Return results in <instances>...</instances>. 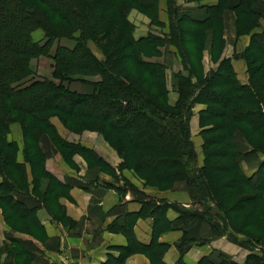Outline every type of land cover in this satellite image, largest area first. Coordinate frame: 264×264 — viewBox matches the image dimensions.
Wrapping results in <instances>:
<instances>
[{"label":"trees","instance_id":"16d2710c","mask_svg":"<svg viewBox=\"0 0 264 264\" xmlns=\"http://www.w3.org/2000/svg\"><path fill=\"white\" fill-rule=\"evenodd\" d=\"M217 2L192 8L179 6L176 0H0V205L9 225L15 228L25 218L24 228L33 225L21 195L28 189L36 191L44 177L55 180L44 167L49 155L43 141L71 167L73 157L79 155L89 167L113 172L94 150L62 137L51 121L55 118L70 134L101 135L121 159L119 170H132L143 182L142 189L133 185V200L141 206L133 214V223L155 216L159 233L169 228L164 212L173 209L182 223H205L213 234L243 249L247 245L227 233L228 228L236 231L232 219L241 220L242 228L261 230L259 235L264 237L258 222L264 220V159L250 176L241 166L246 156H264V32L253 31L264 13V0ZM160 3L165 12L160 11ZM132 9L160 32L137 37L128 19ZM225 11L235 13L238 34L250 35L242 54L246 85L238 82L228 59L207 75L201 68L203 35L212 32ZM35 30L43 31L41 42L33 40ZM61 40L72 46L62 45ZM88 42L99 48L103 59L93 54ZM172 47L182 69L174 73L170 89L164 53ZM40 56L51 60L50 79H36L32 72L31 60ZM76 83L89 89L81 93L72 88ZM198 104L204 106L198 113L201 166L190 132L192 111ZM12 124L21 130L20 162L18 145L9 139ZM236 133L245 139L248 151L239 150ZM176 182L186 185L193 208L158 201L144 191L147 187L168 191ZM115 190L122 193L119 186ZM52 191L40 193L44 205ZM129 236L135 247L123 248L115 264L137 250L148 253L153 264H162L165 245L141 247ZM261 239L256 236L252 241ZM16 249H2L3 264L16 262ZM260 256L250 253L244 264H264ZM199 264L212 263L203 259ZM219 264L235 263L219 255Z\"/></svg>","mask_w":264,"mask_h":264},{"label":"crops","instance_id":"0c3cea01","mask_svg":"<svg viewBox=\"0 0 264 264\" xmlns=\"http://www.w3.org/2000/svg\"><path fill=\"white\" fill-rule=\"evenodd\" d=\"M216 5V0L194 3H187V0H184L183 6L196 8ZM225 12V17L227 14L229 18L233 15L232 11ZM144 22L148 23V20ZM138 28L136 27L135 34ZM262 29L264 31V22ZM139 30L137 37L146 35L142 29L137 31ZM225 32L230 48L228 49L227 46L218 55L217 61L214 63L211 61L207 68L205 66L204 73L216 70L222 59H228L237 80L241 85H246L249 81L242 54L250 44V35L236 39L233 31L230 36L227 34V28ZM234 54L239 55L238 60L234 59ZM202 109H204L203 105H196V111L190 119L199 165L203 162L200 153L202 141L198 135V113ZM53 124L62 137L94 150L106 164L112 167L114 173L119 174L121 160L99 134L86 132L83 133L81 140L79 137L82 135L70 134L71 137L64 135L57 124ZM72 136L78 139L73 140ZM9 139L18 145V161H22L20 153L22 135L18 124L10 126ZM86 139L88 142H85ZM237 146L242 152L248 151L242 143H237ZM43 147L49 155L44 162L45 170L57 181L44 177L40 180V187L36 191L32 192L28 189L25 195H21L24 200L22 207L31 212L30 216L32 215L35 223L27 228L19 224L15 228L12 227L5 221L0 205V247H17L14 250L17 252V260L14 264H115V261L121 257V252H125L123 248L127 249L128 246L133 248V239L129 238V235L134 237L141 247L151 244L165 245L167 248L161 255L162 264L178 262L199 264L203 259L209 260L212 264H219V255L227 256L235 264H244L250 254L248 250L230 242L226 237L213 235L210 226L205 223H182L178 213L173 209L164 212V219L167 220L169 228L159 233L155 232V216L141 217L133 223V214L138 213L141 206L131 198L130 194L121 195L115 190L118 184L113 180V175L110 176L109 172L97 166L89 167L87 161L79 155L73 157L74 167H71L50 144L43 141ZM263 159L264 156L259 153L246 156L242 162L245 174L251 175ZM122 172L135 187L143 188V183L134 174L127 170ZM48 187L53 191L50 194L51 199L44 205L39 196L41 197L42 191L48 192ZM187 190L184 183L176 182L168 191L148 189L144 191L158 201L192 208V199ZM44 194L42 197L45 196ZM26 221L25 218L19 223L26 224ZM5 259L6 253L0 250V264H3ZM122 264H153V262L148 253L137 250L126 254Z\"/></svg>","mask_w":264,"mask_h":264},{"label":"rangeland","instance_id":"374dc122","mask_svg":"<svg viewBox=\"0 0 264 264\" xmlns=\"http://www.w3.org/2000/svg\"><path fill=\"white\" fill-rule=\"evenodd\" d=\"M177 1L179 3L177 5H179V6H183L184 5V0H176V2ZM217 4H218V2H217ZM185 7H189V6H185ZM159 8H160V11L161 12L164 11L163 10L164 4L163 3H160ZM225 13L226 12H224L223 17L221 16L222 17V21H220V23H218V24L215 25V28L212 30V32L210 31L208 34L203 35V39H204L203 41L206 42V47H205V49L202 52V58H201V68L203 69V74L204 75H207L211 71V70H209V72H207L205 74L204 73L205 66L207 68V67H209V63H211V61L213 63L215 61H217V59L219 58L218 55L221 53V51H223L228 45H230V43L227 42L228 40H226V37H227L226 32H225V29L226 28H227V34H228V36H230V33H232V31H233L236 39H239L242 36L248 35V34H243L242 35V34H238L237 33V22H236V15H235L234 12H233V15H232L233 17L231 16L230 18H229V14H227V16L225 17ZM161 15L164 16L165 13H161ZM128 19L132 23V25L136 26L137 28L139 27L138 29H142L144 31V34H147L149 32H155V33H159L160 32L158 30L159 28L151 27L149 25V20L147 18H145L142 13L136 11L135 9H132L129 12ZM146 19L148 20V23L147 22H144V21H146ZM263 22H264V13L262 15H260V17L258 18V25L259 26L256 27L253 31L254 32H261V31H263V29H262ZM213 26H214V23L211 25V27L213 28ZM231 27H232V29H231ZM228 29H229V33H228ZM137 30H136V36L140 32V30L139 31H137ZM230 30H231V32H230ZM218 33H219V36H218ZM32 38L36 42H41L43 40V38H44L43 31L42 30H35L32 33ZM60 43L62 45H64V46H67V47H71L72 46V43L69 42V41H66V40H61ZM87 45L90 48V50L93 52V54L98 59H103V54L101 53V51L99 50V48L93 42H88ZM227 48L229 49L230 47L228 46ZM169 49H170V51L166 50V53H164L165 54L164 55V59H165V62L167 63V65L169 64V68H168V83H169V87L171 89L173 75H174V73H176V71H179V70L182 69V64L180 62V59L176 55L177 50L174 47L169 48ZM191 54H193V53H191ZM233 56H234V59L235 60H238L239 59V57H238L239 55L234 54ZM155 59H157V58H155ZM208 60H209V62H208ZM222 60H224V59H222ZM193 61L194 60H192V62ZM30 66H31L32 72L37 77L36 79H38V78L39 79H50L51 78L52 68H51V60L49 58H46V57H43V56H40V57H37V58H33L31 60ZM246 72H247V68H246ZM248 81H249V79H248ZM78 84L79 83L74 84L72 86V88L75 89V90H78L81 93H83V92H85V91H87L89 89L86 86H82V85H78ZM171 96H172L173 99L176 98V96L174 94H172V93H171ZM195 106L193 108L192 113L196 111L195 110ZM52 122L57 124V126L60 128V130L62 131V133L64 135L70 136V133L66 129H64L60 125V123L58 124V122H57L56 119L52 120ZM62 128H63V130H62ZM190 130H191V128H190ZM86 132H88V131H85L83 133H86ZM83 133L81 134L82 136L79 137V139H81V140H82V137H83ZM92 133H95V132H92ZM128 134L132 135L133 133H132L131 130H129L128 131ZM198 135H199V133H198ZM100 137L102 138L101 135H100ZM199 138L201 139L200 135H199ZM72 139L73 140L74 139H78V137L72 136ZM191 140L193 141L192 133H191ZM235 140H236V143H242L246 147V149L248 148L247 145H246V143H245V139H243V137L239 133H236ZM85 142H88V140L86 139ZM194 148H195V146H194ZM238 148H239V146H238ZM239 150L241 151V149H239ZM200 153L203 156L202 150H200ZM197 164H198V160H197ZM202 164H203V162H202ZM198 166H201V165L198 164ZM241 166H242V163H241ZM110 168L113 171L112 167H110ZM127 171H130L132 175L134 174V176L138 180H140L132 170H127ZM113 172H109V175L110 176L113 175V180L122 189L121 195L130 194L131 198L133 199L134 198V196H133V183L130 182L129 179H127L128 176L126 175V177H127L126 178L125 175H124V173L122 172V170H119V174L113 173ZM247 176H250V175H247ZM145 189L154 190V189H151L149 187H147ZM169 190H171V189H169ZM156 191H158V190H156ZM163 191H167V190H163ZM188 193H189V191H188ZM47 196H48V194H47ZM189 196L191 198L190 193H189ZM262 197H263V200H264V193H263V196ZM192 203L194 204L193 200H192ZM230 205L231 204H228V206H230ZM262 205L264 206V204H262ZM192 208H193V206H192ZM258 222L260 223V227H261L260 229H263L264 230V220H260ZM228 223H229V220H228ZM18 224L23 226V224H20V223H18ZM231 224H232L233 228L236 231L234 232V231H232V229L228 228L229 230L227 231V233H231L233 237L237 238L240 241H243V243L245 245H247L248 249H246V250H248L249 253H252V254L254 253V254L259 255V256L262 255L263 257L260 256V258L264 260V237L259 235V231H261V230H258L256 228H249V229L248 228H242L241 227V220H238V219H236V220H233L232 219L231 220ZM217 226H218V223H217ZM220 228H221V230H223L225 228L224 227V223L222 221H220ZM213 235H216V234H213ZM256 236L257 237L259 236V237L262 238L261 241H260V243H255L254 241H252V238H254V237L256 238ZM128 247H131V246H128ZM133 247H135L134 246V242H133ZM3 248H4V246L0 247V250H2ZM122 254L123 253L121 252V255Z\"/></svg>","mask_w":264,"mask_h":264},{"label":"water","instance_id":"95a60500","mask_svg":"<svg viewBox=\"0 0 264 264\" xmlns=\"http://www.w3.org/2000/svg\"><path fill=\"white\" fill-rule=\"evenodd\" d=\"M214 226H217V223H213Z\"/></svg>","mask_w":264,"mask_h":264}]
</instances>
